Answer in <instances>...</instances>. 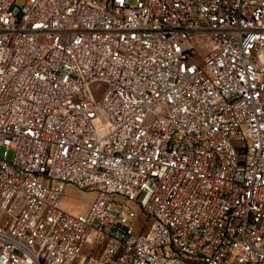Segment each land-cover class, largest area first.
<instances>
[{"label":"built area","instance_id":"1","mask_svg":"<svg viewBox=\"0 0 264 264\" xmlns=\"http://www.w3.org/2000/svg\"><path fill=\"white\" fill-rule=\"evenodd\" d=\"M17 1L0 264H264V0Z\"/></svg>","mask_w":264,"mask_h":264},{"label":"rangeland","instance_id":"2","mask_svg":"<svg viewBox=\"0 0 264 264\" xmlns=\"http://www.w3.org/2000/svg\"><path fill=\"white\" fill-rule=\"evenodd\" d=\"M25 1L26 0H18L17 4L22 5ZM93 122L96 129L101 130L105 133L109 131L110 125L108 117L101 111L97 113V117ZM12 157L13 152H10L9 160H11ZM96 198L97 192L79 190L75 187L68 186L66 189V196L60 206L62 210L68 211L74 215H83L88 212ZM129 206L135 211H139L140 209L138 202L129 203ZM84 257L85 256L83 255L82 258Z\"/></svg>","mask_w":264,"mask_h":264}]
</instances>
